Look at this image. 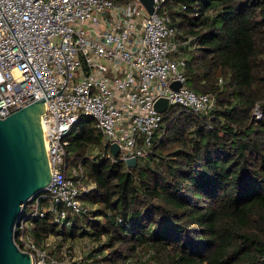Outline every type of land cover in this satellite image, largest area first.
<instances>
[{"label":"trees","instance_id":"16d2710c","mask_svg":"<svg viewBox=\"0 0 264 264\" xmlns=\"http://www.w3.org/2000/svg\"><path fill=\"white\" fill-rule=\"evenodd\" d=\"M169 8L198 44L187 85L215 95L216 107L168 105L152 152L135 166L102 156L103 135L82 115L65 158L85 168L90 210L87 225L79 216L64 235L78 226L100 241L101 264H264V0H172ZM33 221L38 242L62 232L51 213Z\"/></svg>","mask_w":264,"mask_h":264},{"label":"built area","instance_id":"2783aa9c","mask_svg":"<svg viewBox=\"0 0 264 264\" xmlns=\"http://www.w3.org/2000/svg\"><path fill=\"white\" fill-rule=\"evenodd\" d=\"M170 2L154 0L151 13L141 0H0V117L49 96L42 123L51 180L15 228L32 264H101L94 259L107 252L96 251L100 241H94L93 255H84L61 237L90 210L81 199L90 189L85 168L69 167L65 158L67 136L82 115L94 117L103 135L108 151L102 156L127 163L152 152L162 125L160 98L205 114L215 109V95L187 85L188 53L198 44L183 35ZM254 114L263 116L258 106ZM113 144L120 148L117 156ZM48 213L62 232L38 242L33 219Z\"/></svg>","mask_w":264,"mask_h":264},{"label":"water","instance_id":"95a60500","mask_svg":"<svg viewBox=\"0 0 264 264\" xmlns=\"http://www.w3.org/2000/svg\"><path fill=\"white\" fill-rule=\"evenodd\" d=\"M141 1L151 13L154 11V0ZM180 85L175 81L172 86L178 89ZM45 98L49 96L46 94L9 116L0 117V264H32L30 253L21 250L15 240V228L31 198L45 190L51 180L42 123ZM167 106L166 98L156 102V108L161 112ZM112 149L117 156L120 152L118 144H113ZM137 161L131 157L127 164L135 166Z\"/></svg>","mask_w":264,"mask_h":264},{"label":"rangeland","instance_id":"374dc122","mask_svg":"<svg viewBox=\"0 0 264 264\" xmlns=\"http://www.w3.org/2000/svg\"><path fill=\"white\" fill-rule=\"evenodd\" d=\"M97 152H98V149L97 148H93V149H91L89 151V154H91L93 156ZM86 184L88 185V187L91 188L92 183L86 182ZM78 223L87 225L86 219H84V216L79 218ZM67 229L71 230L72 228H71L70 225H68ZM80 229H81L80 227L76 226V227H74V230L77 232L76 235H74V236H70V235L69 236L68 235L65 236L64 233H61V237H66L65 240L64 239L63 240L66 241L67 243L76 245L78 247V249H80L81 254L85 255L87 253H90V255H91L92 254V252H91L92 248L90 247V245H92V247L95 246V243H94L95 240H94V238L91 235L79 233ZM93 243H94V245H93ZM99 245H100V243H98V246ZM138 252L142 254L141 251H138ZM98 258H100V257H98ZM132 260H135L136 263H138L139 261H144V259H140L139 257L137 258L136 255L132 258Z\"/></svg>","mask_w":264,"mask_h":264}]
</instances>
